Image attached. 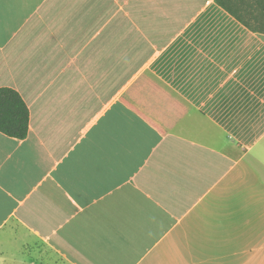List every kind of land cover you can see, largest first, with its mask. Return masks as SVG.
I'll list each match as a JSON object with an SVG mask.
<instances>
[{"label": "crops", "instance_id": "obj_1", "mask_svg": "<svg viewBox=\"0 0 264 264\" xmlns=\"http://www.w3.org/2000/svg\"><path fill=\"white\" fill-rule=\"evenodd\" d=\"M0 88V264H264V33L217 0H0Z\"/></svg>", "mask_w": 264, "mask_h": 264}, {"label": "trees", "instance_id": "obj_2", "mask_svg": "<svg viewBox=\"0 0 264 264\" xmlns=\"http://www.w3.org/2000/svg\"><path fill=\"white\" fill-rule=\"evenodd\" d=\"M217 3L251 31L264 33V0H258L248 14L236 12L230 6L231 0H217ZM28 131L29 110L25 102L16 91L0 88V133L20 140L27 137Z\"/></svg>", "mask_w": 264, "mask_h": 264}]
</instances>
